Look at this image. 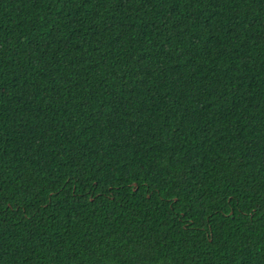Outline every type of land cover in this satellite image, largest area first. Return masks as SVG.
<instances>
[{
	"label": "trees",
	"instance_id": "obj_1",
	"mask_svg": "<svg viewBox=\"0 0 264 264\" xmlns=\"http://www.w3.org/2000/svg\"><path fill=\"white\" fill-rule=\"evenodd\" d=\"M0 264H264V0H0Z\"/></svg>",
	"mask_w": 264,
	"mask_h": 264
}]
</instances>
